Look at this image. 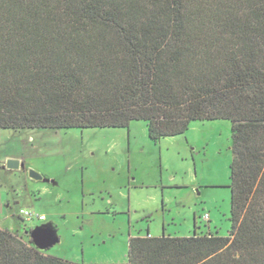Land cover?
<instances>
[{
	"label": "trees",
	"instance_id": "trees-1",
	"mask_svg": "<svg viewBox=\"0 0 264 264\" xmlns=\"http://www.w3.org/2000/svg\"><path fill=\"white\" fill-rule=\"evenodd\" d=\"M231 124L228 236H136L127 264H264V0H0V130ZM0 228V264H76Z\"/></svg>",
	"mask_w": 264,
	"mask_h": 264
},
{
	"label": "rangeland",
	"instance_id": "rangeland-1",
	"mask_svg": "<svg viewBox=\"0 0 264 264\" xmlns=\"http://www.w3.org/2000/svg\"><path fill=\"white\" fill-rule=\"evenodd\" d=\"M231 147L225 120L191 122L157 143L143 121L0 130V228L28 243L31 230L49 225L59 243L44 254L76 264H127L136 236H228Z\"/></svg>",
	"mask_w": 264,
	"mask_h": 264
},
{
	"label": "water",
	"instance_id": "water-1",
	"mask_svg": "<svg viewBox=\"0 0 264 264\" xmlns=\"http://www.w3.org/2000/svg\"><path fill=\"white\" fill-rule=\"evenodd\" d=\"M20 167L16 161H8L6 168L8 170H18ZM29 177L34 180H39L40 177L33 171L29 172ZM29 238L31 244L40 252H46L53 246L59 243V238L56 235V231L49 225H42L35 227L30 231Z\"/></svg>",
	"mask_w": 264,
	"mask_h": 264
},
{
	"label": "built area",
	"instance_id": "built-area-1",
	"mask_svg": "<svg viewBox=\"0 0 264 264\" xmlns=\"http://www.w3.org/2000/svg\"><path fill=\"white\" fill-rule=\"evenodd\" d=\"M19 215L22 217V219H24V221H29L34 219L32 213L24 212L22 210L20 211ZM35 218H37L40 221L45 219L43 216H38V215H36Z\"/></svg>",
	"mask_w": 264,
	"mask_h": 264
},
{
	"label": "crops",
	"instance_id": "crops-1",
	"mask_svg": "<svg viewBox=\"0 0 264 264\" xmlns=\"http://www.w3.org/2000/svg\"><path fill=\"white\" fill-rule=\"evenodd\" d=\"M146 236H148V235H146ZM141 237H144V236H141Z\"/></svg>",
	"mask_w": 264,
	"mask_h": 264
},
{
	"label": "flooded vegetation",
	"instance_id": "flooded-vegetation-1",
	"mask_svg": "<svg viewBox=\"0 0 264 264\" xmlns=\"http://www.w3.org/2000/svg\"><path fill=\"white\" fill-rule=\"evenodd\" d=\"M9 171H13V170H9Z\"/></svg>",
	"mask_w": 264,
	"mask_h": 264
}]
</instances>
